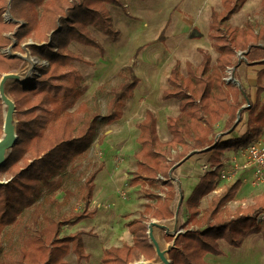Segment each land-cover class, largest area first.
Returning a JSON list of instances; mask_svg holds the SVG:
<instances>
[{
  "label": "trees",
  "instance_id": "16d2710c",
  "mask_svg": "<svg viewBox=\"0 0 264 264\" xmlns=\"http://www.w3.org/2000/svg\"><path fill=\"white\" fill-rule=\"evenodd\" d=\"M245 2L221 0V12H211L209 38L218 54L214 64L210 55L201 51V62L197 66L185 62L184 74L178 61L171 67L166 88L161 92L163 101L174 100L178 103V114L168 117L166 121L170 139L160 141L154 113L146 112L141 122L136 124V141L140 149L134 156V182H148L155 192L164 188L167 193L163 198L158 193L147 194L155 202L145 204L140 217L127 223L132 237L131 245L105 249L102 264H132L141 257L146 260L153 258L155 249L146 234V219L173 217L170 201L174 198V185L168 179V173L175 163L194 151H199L198 154L205 156L209 165L217 168L200 178L186 202L188 215L184 224H196L197 229L175 238L174 248L168 251L171 264H211L206 261L207 255H222L219 240L239 248L250 234H261L264 244V221L260 224L255 222L258 212L264 210V194L254 197L251 205L245 208L237 207L233 212L224 208L227 202L235 201L242 184L240 178L212 197L203 216L198 218L199 200L215 190L219 171L227 165L225 153H237L246 148L256 142L264 131V104L260 102L264 92L263 69L257 72L255 103L245 109L248 113L247 130L240 136H232L234 129H231L214 140L216 125L224 117L226 120L221 132L235 128L237 112L242 106L240 96L243 90L230 82L226 83L224 78L232 66L234 54L249 46L250 35L240 37L239 34L241 31L255 30L254 26L257 25L249 20L241 28L227 23ZM8 4L13 19L10 22L3 19ZM105 4L120 6L121 2L0 0V78L3 74L18 70L23 63L19 56L1 53L12 44L8 36L12 32L16 42L14 50L22 51L21 44L29 39L37 44L29 46L30 54L47 63L46 66L36 67L38 76L33 80L25 84L14 81L8 88L14 101L17 139L0 166V181H7L0 184V264H65L63 257L70 252L78 261L89 258L81 240L82 232L59 235L65 226L76 225L95 214L96 209L89 210L88 207L97 170L81 185L82 208L79 211L56 220L44 214L43 208L50 206L54 201L49 199L61 190L64 195L60 204L65 205L70 201L72 192L63 188V175L67 170L76 172L80 168L78 162L86 158L89 152L99 119L110 125L121 118L124 100L131 98L138 83L131 68H127L133 80L112 89L110 111L104 117L94 114L95 108L91 103L79 102L85 91L82 76L74 68L73 62L90 63L72 53L69 45L79 43L102 52L101 46L88 32L89 26L96 27L111 39L118 36ZM261 9L264 15V0H261ZM19 21H24V24L20 25ZM253 34L256 41L264 40V21ZM262 50L257 47L253 54L262 52L264 55ZM3 122L0 99V138ZM17 225H23L27 232L18 238V244L12 240L6 241V230ZM167 238L171 239L170 236Z\"/></svg>",
  "mask_w": 264,
  "mask_h": 264
},
{
  "label": "rangeland",
  "instance_id": "374dc122",
  "mask_svg": "<svg viewBox=\"0 0 264 264\" xmlns=\"http://www.w3.org/2000/svg\"><path fill=\"white\" fill-rule=\"evenodd\" d=\"M120 2V6L105 4L113 28L119 33L115 39H111L94 26L87 28L101 46L102 52L79 43L69 45L72 53L90 63L86 65L73 62V66L83 79L85 92L79 102L91 103L95 108L94 114L106 116L110 111L112 89L133 80L128 75L127 68H131L138 83L131 98L124 100L121 118L110 125L101 121L102 118L99 119L89 152L86 158L78 162L80 168L76 172L67 170L63 175V188L72 192L70 201L65 205L60 204L64 195V191L61 190L49 199L54 202L43 208L44 214L56 220L67 217L71 212L79 211L82 208L81 185L97 170L92 200L88 207L89 210L96 209L95 214L76 225L65 226L59 235L82 232L81 240L89 258L78 261L70 252L63 257L65 264H102L101 258L105 249L120 247L123 244L131 245L132 237L127 230V223L140 217L145 204L155 202L147 194L158 193L163 198L167 193L164 188L155 192L148 182H134L136 170L134 156L140 149L136 141L138 136L136 124L141 122L146 112L154 113L157 118L158 137L162 142L168 141L170 134L166 128V121L168 117L178 114V103L174 100L163 101L161 92L166 88V78L171 67L175 61H178L184 74V63L189 62L197 66L202 60L201 51H206L210 55L213 64L218 56L209 38V24L211 12H221V0H120ZM261 11V0H246L243 7L234 13L227 23L241 28L249 20L257 24L254 26L256 30L264 21ZM3 19L6 22L13 20L9 12V4L6 6ZM19 23L24 24V21ZM17 28L18 26L15 29ZM255 30L251 29L246 33L241 31L239 34L240 37L250 35L249 46L234 54L232 66L225 73L226 83L236 84L233 81V68L240 64L245 65L248 62V66H264L263 53L253 54L257 51V47L264 51V40L256 41L253 34ZM13 34L14 32L8 34L12 44L1 50V53L22 58L21 67L7 74L22 77L21 83L25 84L38 76L37 66H46L47 63L30 54L29 46L37 44L29 39L21 44L22 51L14 50L13 45L16 42L12 38ZM258 71L260 70L256 71V75ZM14 81L9 79L3 85L6 97L13 103L8 88ZM2 106L5 115L7 108L3 103ZM16 123L14 112L11 115L10 127L16 128ZM219 132L221 127H216L214 140L219 138ZM204 150L206 149L202 151ZM198 152L189 153V156L175 163L169 170L168 179L174 185V198L170 201L173 217L164 220L146 219V234L153 225L152 233L158 236L162 249L165 250L162 256L166 260H169L168 251L174 248L175 238L186 231L197 229L196 224L185 226L184 223L188 215L186 202L200 178L204 176L201 168L207 163L205 156ZM232 156L233 154H230L228 158ZM237 162L241 165L243 159H237ZM1 182L7 181L2 179ZM227 185L229 183L218 181L215 190L199 200L198 218L203 216L212 197L219 195ZM263 194L264 183L253 186L250 181L244 182L238 190L235 201L227 202L224 208L231 212L237 207L245 208L251 205L254 197ZM263 221L264 210H260L255 222L260 224ZM25 232L27 229L23 225L8 228L6 241L12 240L18 244V238ZM218 244L222 255H207L206 261L211 264H264V244L261 234H250L239 248L229 246L225 240H219ZM161 258L154 254L150 260L141 257L139 261L161 264ZM169 262L171 264L170 260Z\"/></svg>",
  "mask_w": 264,
  "mask_h": 264
},
{
  "label": "crops",
  "instance_id": "0c3cea01",
  "mask_svg": "<svg viewBox=\"0 0 264 264\" xmlns=\"http://www.w3.org/2000/svg\"><path fill=\"white\" fill-rule=\"evenodd\" d=\"M248 62L245 65H239L235 68H233V81L236 83L234 84L236 87H238L239 89L243 90V94L240 96V100H242V106L239 109V111L237 112V117L235 120V128H230L229 130H227L226 132H219L218 136H220L221 134H226L227 132L231 131V129L233 130V134L232 136H240L243 132H245L247 130V118H248V113L245 111V109H247L249 107V105H252L255 103L256 100V83H257V75H256V71L257 70H261L264 68V66L261 67H254V66H248ZM247 66V67H246ZM263 86H264V77L262 80ZM245 96H247L245 98ZM260 102L262 104H264V92L261 94L260 96ZM241 116V120L239 121V118ZM226 120V117H224L223 119H221L216 127H223V124ZM260 143H262L264 145V131L263 133L260 135V137L258 138V140ZM230 154H234L233 151H228L225 153L224 155V159H227L228 156ZM242 160V158H239ZM249 175V177H248ZM239 178L242 180V183L250 181V173L248 172H243ZM238 178V179H239ZM154 240L158 246V248L160 249V251L162 253H164V249H162V245L160 246V241L158 239V236L156 234H153Z\"/></svg>",
  "mask_w": 264,
  "mask_h": 264
},
{
  "label": "built area",
  "instance_id": "2783aa9c",
  "mask_svg": "<svg viewBox=\"0 0 264 264\" xmlns=\"http://www.w3.org/2000/svg\"><path fill=\"white\" fill-rule=\"evenodd\" d=\"M239 158L243 159L241 165L237 162ZM226 163L227 165H224L219 171L218 181L230 184L237 180L243 172H248L253 186L264 183V145L259 141L251 143L246 148L234 153ZM216 168V166H210L206 163L202 165L201 170L205 175L214 172Z\"/></svg>",
  "mask_w": 264,
  "mask_h": 264
},
{
  "label": "water",
  "instance_id": "95a60500",
  "mask_svg": "<svg viewBox=\"0 0 264 264\" xmlns=\"http://www.w3.org/2000/svg\"><path fill=\"white\" fill-rule=\"evenodd\" d=\"M9 79H13L15 81L23 82L22 77L17 76L15 74H5L1 77V80H0V99H1V102L7 106V112H5L7 114L4 115V122H3V129H2L4 137L2 136L0 138V166L4 164V162L8 156L7 155L8 152L13 147V145L15 144L16 139H17V136L15 134V128L12 129L10 127L11 115H12V113L15 112L14 103L6 97L4 90H3V87H4L3 85ZM4 153H7L6 156H4ZM187 156H189V155H187ZM0 184H5V182L0 181ZM152 226L153 225H151L149 227V233L147 232V235H148V238L150 240V243L154 246L155 254H157V255L159 253L161 254L163 264H170L169 260H166V258L164 256H162L163 253L160 251V249L158 248V246L154 240L153 233H152ZM133 264H149V263L138 261V262H135Z\"/></svg>",
  "mask_w": 264,
  "mask_h": 264
},
{
  "label": "bare ground",
  "instance_id": "6f19581e",
  "mask_svg": "<svg viewBox=\"0 0 264 264\" xmlns=\"http://www.w3.org/2000/svg\"><path fill=\"white\" fill-rule=\"evenodd\" d=\"M5 107L7 108L6 105H5ZM6 154H7V153H4V156H6ZM93 204H94V203H92V205H93ZM159 244H160V243H159ZM160 246H161V244H160ZM157 256L161 258V254H160V253H159ZM162 262H163V261H162V258H161V264H163ZM150 264H156V263H150Z\"/></svg>",
  "mask_w": 264,
  "mask_h": 264
}]
</instances>
